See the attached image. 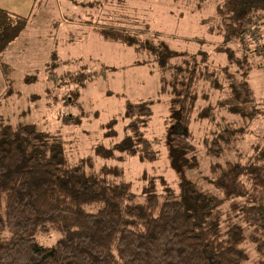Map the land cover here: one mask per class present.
I'll use <instances>...</instances> for the list:
<instances>
[{
	"label": "trees",
	"instance_id": "1",
	"mask_svg": "<svg viewBox=\"0 0 264 264\" xmlns=\"http://www.w3.org/2000/svg\"><path fill=\"white\" fill-rule=\"evenodd\" d=\"M215 11L223 44L247 47L264 23V0H221ZM26 23L0 9V53ZM98 34L146 54L144 63L158 66L161 90L169 96L167 123L182 129H169V148L180 155L182 169L197 167L187 131L199 99L197 85L205 80L221 89L208 73L207 55L173 50L139 22L101 27ZM259 50L264 51V43L254 51ZM235 65L234 71L230 65L218 70L227 97L217 108L232 121L219 126L210 105L197 113V120L219 129L205 142L207 157L220 159L232 150L260 113L246 59ZM1 69L8 85L9 70ZM151 105L126 102L123 138L97 147L95 155L117 163L131 157L157 162L159 151L144 133ZM61 122L76 125L79 119L65 116ZM115 124L111 120L105 126L109 139L116 136ZM186 154L189 159L183 158ZM203 182L199 186L181 175L176 192L163 176H144L136 195L121 168L96 172L92 158L73 162L59 135L34 124L13 127L0 113V264H264V149L245 163L209 164ZM51 232L59 236L54 245L37 243L38 235Z\"/></svg>",
	"mask_w": 264,
	"mask_h": 264
},
{
	"label": "rangeland",
	"instance_id": "2",
	"mask_svg": "<svg viewBox=\"0 0 264 264\" xmlns=\"http://www.w3.org/2000/svg\"><path fill=\"white\" fill-rule=\"evenodd\" d=\"M220 1L0 0V9L27 19L19 36L0 53V113L13 127L34 124L41 131L59 135L73 162L92 158L96 172L110 166L121 168L136 195L141 194L144 176L161 175L176 192L181 175L205 186L203 177L208 175L209 164L245 163L264 149V51H254L264 43V23L256 27V39L247 47L237 42L223 44L215 11ZM124 21L147 25L173 50L207 55L208 73L221 89L212 88L205 80L197 85L199 99L187 129L198 159L193 169H182L180 155L169 148V129H182L167 123L169 96L161 90L158 66L144 63L146 54L106 41L98 34V28H117L124 26ZM241 59H246L250 67L247 79L260 113L232 150L220 159L207 157L205 142L219 129L207 120H197V113L210 105L219 126L232 121L217 108V102L227 97L218 70L230 65L234 71L235 62ZM3 66L9 70L8 85ZM140 101L152 104L144 133L159 151L158 161L142 163L131 157L117 163L99 159L95 155L97 147L108 148L124 136L122 114L126 102ZM65 116L75 117L79 123L64 125L61 118ZM111 120L116 121L114 139L106 137L105 126ZM183 158L189 159V154ZM58 237L51 232L38 235L36 241L49 247Z\"/></svg>",
	"mask_w": 264,
	"mask_h": 264
}]
</instances>
